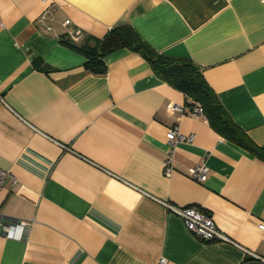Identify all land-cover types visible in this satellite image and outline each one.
Instances as JSON below:
<instances>
[{"label":"crops","instance_id":"1","mask_svg":"<svg viewBox=\"0 0 264 264\" xmlns=\"http://www.w3.org/2000/svg\"><path fill=\"white\" fill-rule=\"evenodd\" d=\"M48 8L52 29L39 21ZM65 18L79 43L129 23L159 53L192 59L264 148V0H0V213L30 222L22 238L0 234V264H264L242 249L264 257V159L141 53L119 47L90 70L58 37ZM173 126L194 136L173 140L165 174ZM203 160L200 182L187 169ZM164 202L208 212L237 244L198 238Z\"/></svg>","mask_w":264,"mask_h":264},{"label":"trees","instance_id":"2","mask_svg":"<svg viewBox=\"0 0 264 264\" xmlns=\"http://www.w3.org/2000/svg\"><path fill=\"white\" fill-rule=\"evenodd\" d=\"M63 40L82 51L87 57L85 65L94 72L105 70L104 56L116 48L127 47L141 53L150 62L157 76L182 90L193 100L194 105L198 103L201 106L202 112L215 129L264 159V148L255 144L233 121L205 79L200 66L192 59L174 58L159 53L129 23L112 26L105 36L93 44L79 43L68 37Z\"/></svg>","mask_w":264,"mask_h":264},{"label":"built area","instance_id":"3","mask_svg":"<svg viewBox=\"0 0 264 264\" xmlns=\"http://www.w3.org/2000/svg\"><path fill=\"white\" fill-rule=\"evenodd\" d=\"M54 19V13L52 8L44 10L39 15L40 23L46 29H52V25L49 23L50 20ZM71 20L70 18H65L62 21L63 26L66 28L65 35H58L60 40H63L65 37L70 38L71 40H77L83 35L81 28L74 26L69 27ZM179 110H182L181 106L176 107ZM194 112H202V108L198 103H195ZM193 134H183L178 131L177 126L169 127L166 132V139L168 142V149L165 158L163 159V166L165 174H170L173 164V152L174 145L173 140L175 139H184L191 141L193 139ZM205 159V158H204ZM210 168L206 164L205 160L198 162L187 169V174L194 178L197 181H204L209 175ZM9 171L0 167V189L2 188L5 178L9 175ZM165 205L174 213L179 215L185 222L186 227L198 238L210 241V240H227L229 242H234L229 236H226L216 225L213 217L208 212H203L201 210L188 207V206H177L169 202H164ZM30 222L25 219H11L6 218L0 213V234L7 237L22 238L25 236L29 228ZM257 229L260 232L261 239L264 241V220H261L257 223ZM245 253L249 254L252 257L259 258L264 260V257L252 252L244 247H242ZM156 264H166V259L164 257L159 258Z\"/></svg>","mask_w":264,"mask_h":264}]
</instances>
